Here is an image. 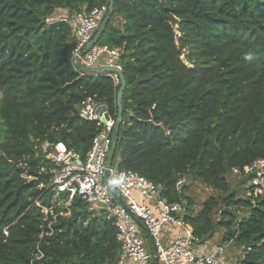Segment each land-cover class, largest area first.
Here are the masks:
<instances>
[{
    "label": "trees",
    "instance_id": "obj_1",
    "mask_svg": "<svg viewBox=\"0 0 264 264\" xmlns=\"http://www.w3.org/2000/svg\"><path fill=\"white\" fill-rule=\"evenodd\" d=\"M109 2L0 0V264L117 263L107 213L75 199L53 223L35 205L53 199L55 167L41 145L84 156L101 126L80 120L77 106L95 97L113 118L120 88L109 73L78 72L70 26L48 19ZM98 44L121 49L126 82L112 163L161 185L169 202L187 200L193 233L211 240L220 228V243L244 248L237 264H264V198L252 205L231 174L264 160V0H113ZM189 172L221 194L197 212L176 187Z\"/></svg>",
    "mask_w": 264,
    "mask_h": 264
},
{
    "label": "built area",
    "instance_id": "obj_2",
    "mask_svg": "<svg viewBox=\"0 0 264 264\" xmlns=\"http://www.w3.org/2000/svg\"><path fill=\"white\" fill-rule=\"evenodd\" d=\"M109 4L93 9L82 6L77 11L56 10L48 22L68 24L75 38L71 52V63L78 72L115 67L121 70V49L95 44L88 51L89 44L107 15ZM83 53L82 56L80 54ZM119 83L116 73L110 74ZM107 110L108 119L104 123ZM78 117L85 122H96L101 126L92 138L89 150L84 156L69 149L63 142H44L41 152L55 169L51 171L50 190L53 192L50 207L35 205L41 209L44 220L57 216H69L75 199L92 209L107 213L116 228V242L120 252L116 264H229L226 253L232 242L210 244L213 240H202L185 222L190 210L187 200L169 202L162 196V186L131 170H119L112 163L111 146L116 127V114L109 116L105 103L95 97L84 98L77 106ZM231 174L244 179L243 195L255 205L256 199L264 198V160L258 159L243 169L232 168ZM185 180L177 182L179 190ZM113 189L116 194H113ZM64 213L58 215L54 208ZM198 209L194 207V212ZM51 223L48 224V227ZM7 236V229L3 230ZM145 239L153 248V254L146 249ZM243 247L238 258L243 256Z\"/></svg>",
    "mask_w": 264,
    "mask_h": 264
},
{
    "label": "rangeland",
    "instance_id": "obj_3",
    "mask_svg": "<svg viewBox=\"0 0 264 264\" xmlns=\"http://www.w3.org/2000/svg\"><path fill=\"white\" fill-rule=\"evenodd\" d=\"M121 23H115L114 26L121 28ZM1 96V94H0ZM119 160V155L117 154L115 157V162H118ZM183 179L185 180V186H186V195L189 197V199L192 201V205L195 206L198 210L201 209L202 204L204 203L205 200H207L209 197H215L219 198L220 193H216L215 191H211L210 189H206V187L199 182L195 176L192 173H186L183 175ZM228 182L230 187L235 188L236 186V179L234 177H228ZM89 211H94L97 212L96 208L92 209L91 207H88ZM241 213V212H240ZM238 213L236 212V216L238 215L239 219H241L243 213ZM219 215L220 211L216 213L215 219L216 221H219ZM222 230L220 228L216 229V234L213 237V240L210 241V244H219L220 239L222 238ZM146 242V249L149 254H153V248L148 239H145ZM241 252L240 248H237L234 246V244L231 245V247L227 250L226 257L229 262V264H237L238 263V255Z\"/></svg>",
    "mask_w": 264,
    "mask_h": 264
},
{
    "label": "water",
    "instance_id": "obj_4",
    "mask_svg": "<svg viewBox=\"0 0 264 264\" xmlns=\"http://www.w3.org/2000/svg\"><path fill=\"white\" fill-rule=\"evenodd\" d=\"M112 14H113V0H110L109 10H108L107 15L105 16L104 20L102 21L99 29L96 31L92 41L85 46L84 51H88L93 45L98 44L103 32L105 31V29L107 27V24H108V22L112 16ZM84 51L80 54V56L83 55ZM92 72H94V73L103 72V73H109V74L116 73L119 77L120 88H119L117 95H116V113H117L116 114V127H115V131L113 133L114 141H113V144L111 146V157H113L114 153L116 151V147H117L115 138L117 135V130H118L119 125H120V121L122 119V113H123L122 96H123V92H124L125 87H126V82H125L124 76L122 74V71L120 69L115 68V67H106L104 69H101L100 71L93 70ZM107 112H108L107 110L103 111V113H106L105 117L102 119V122H104V123L108 119ZM111 191L113 194H116V192L113 189H111Z\"/></svg>",
    "mask_w": 264,
    "mask_h": 264
}]
</instances>
